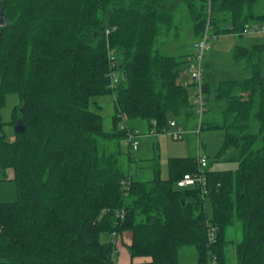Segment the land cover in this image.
Listing matches in <instances>:
<instances>
[{"label":"trees","instance_id":"trees-1","mask_svg":"<svg viewBox=\"0 0 264 264\" xmlns=\"http://www.w3.org/2000/svg\"><path fill=\"white\" fill-rule=\"evenodd\" d=\"M179 8L195 42L205 33L242 36L251 24L264 26V0H0V109L16 94L10 124L25 128L8 141L0 114V166L13 171L17 196L0 203V264H117L124 232L131 235L129 264H180L186 247L194 264H211V256L227 264V231L235 224L236 264H264V43L231 51L249 78L213 89L203 81L204 112L212 106L219 120L199 129L223 131L216 158L233 151L237 163L235 170L206 167L203 198L197 185H176L196 172V157L168 158L165 179L155 162L145 181L120 165V142L135 130L126 122L120 128L122 120H144L159 134L171 121L186 127L199 118L190 85L178 81L194 50L165 56L154 49ZM113 71L115 90L106 78ZM108 94L114 109L105 131L89 105ZM98 140L115 141L117 150L101 151ZM206 219L215 228L209 248Z\"/></svg>","mask_w":264,"mask_h":264},{"label":"rangeland","instance_id":"rangeland-1","mask_svg":"<svg viewBox=\"0 0 264 264\" xmlns=\"http://www.w3.org/2000/svg\"><path fill=\"white\" fill-rule=\"evenodd\" d=\"M224 27L227 26L223 25ZM249 33L238 36L236 34H224L220 36L211 35L209 39V49L205 52L202 61L203 81H206L210 87L215 88L216 84L222 80H243L250 77V71L244 68V65L236 64L232 61L231 51L235 46L250 47L255 43H264V32L260 29L255 30L254 24L248 28ZM195 36L192 32V23L187 13L179 8L174 13L173 25L167 32H162L155 44L154 49L165 56H185L191 54L192 44ZM184 59V58H183ZM182 59V60H183ZM182 77L187 78V83L182 82ZM179 83L189 86V100L194 101L195 88L192 86V74L186 66L182 65ZM18 104L16 94H8L5 104L0 109L3 122V132L8 141L14 138V126L10 124L12 110ZM114 102L113 95H101L91 98L89 110L98 113L102 119L103 129L111 130ZM219 120V113L216 109L209 106V110L204 112L199 120L189 121L186 127L181 125L184 131L183 139L174 141L168 133L152 134L148 129L147 123L141 119H133L126 122L127 125L139 132L137 137L138 149L133 151L127 144L120 142L119 161L121 168L127 170L130 175L139 180H150L153 175V166L159 164L160 177L167 178V159L170 157H196L204 156L207 159V169L211 171L235 170L237 163L231 160L235 156L233 151H227L220 158H216L223 142V131L209 130L206 127L199 129L201 122L205 124L211 120ZM100 150L114 152L117 150L115 141L105 142L98 140ZM155 162V163H154ZM16 184L11 179V173L0 166V203H11L16 200ZM207 216L211 214V207L206 202ZM121 236V235H120ZM120 236H118V247H121ZM227 237L229 244L226 248L227 264H236L235 244L240 240L241 233L238 224L228 229ZM107 235H101L100 240L105 242ZM117 247V248H118ZM188 254L184 260L182 253ZM182 254V255H181ZM180 264H194L195 251L191 247L181 250ZM116 260V258H115Z\"/></svg>","mask_w":264,"mask_h":264},{"label":"built area","instance_id":"built-area-1","mask_svg":"<svg viewBox=\"0 0 264 264\" xmlns=\"http://www.w3.org/2000/svg\"><path fill=\"white\" fill-rule=\"evenodd\" d=\"M261 30L264 32V26L258 27L255 26V30ZM249 30H244V34H248ZM209 37L205 33L200 39H198L194 45V58L193 61L189 64L188 70L192 74L193 84L195 86V95H194V101L193 103L196 106L197 114L199 115V119L201 117V114L205 110V103L203 98V91H202V85H203V70H202V61L204 58L205 52L209 49ZM108 59L111 62L112 65H114V56L112 51L108 53ZM106 78L108 79V87L112 90H115L120 82L119 76L116 72H109L106 75ZM126 127L125 124L120 125V128ZM170 130L163 129V133H168L173 140H180L182 139L184 135V131L181 129V127H177L176 123L174 121H171L169 123ZM154 134L153 132H151ZM139 136V132L137 130H133L127 133V136L124 140V144H127L131 150L136 151L138 149V141L137 137ZM197 170L194 173H187L182 176V178L177 181L176 185L177 188L183 189V188H190L197 185L200 188L201 197L203 198L207 194L206 189V177L204 175V170L207 167V159L204 156H199L197 154L195 159ZM122 214V213H121ZM122 217V215L120 216ZM205 226L207 227V245L206 247L209 248L214 242H215V228L211 227L210 221L206 219ZM211 264H216L215 257H210Z\"/></svg>","mask_w":264,"mask_h":264},{"label":"crops","instance_id":"crops-1","mask_svg":"<svg viewBox=\"0 0 264 264\" xmlns=\"http://www.w3.org/2000/svg\"><path fill=\"white\" fill-rule=\"evenodd\" d=\"M194 42H195V40H194ZM194 42H193V44H194ZM193 44H192V49H191L192 52H191V54H193ZM179 78H180V76H179ZM182 82L183 83H187V78L182 77ZM7 170L10 171L11 179L13 180V171L11 169H7ZM130 238H131L130 233L124 232L120 236L121 247H118V241H117V243H116V255H115L117 264H129V262L131 261L130 255L128 253V248H127L129 243H130ZM182 254H183L182 255L183 258H186L187 255H188L186 253V251L184 253H182ZM192 263H194V259H193Z\"/></svg>","mask_w":264,"mask_h":264},{"label":"water","instance_id":"water-1","mask_svg":"<svg viewBox=\"0 0 264 264\" xmlns=\"http://www.w3.org/2000/svg\"><path fill=\"white\" fill-rule=\"evenodd\" d=\"M25 131V128L19 124H16L15 127H14V133H21V132H24ZM182 205H183V202H181Z\"/></svg>","mask_w":264,"mask_h":264}]
</instances>
